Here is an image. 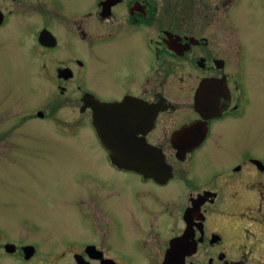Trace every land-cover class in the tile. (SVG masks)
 Returning <instances> with one entry per match:
<instances>
[{
  "label": "flooded vegetation",
  "instance_id": "obj_1",
  "mask_svg": "<svg viewBox=\"0 0 264 264\" xmlns=\"http://www.w3.org/2000/svg\"><path fill=\"white\" fill-rule=\"evenodd\" d=\"M46 3L51 18L60 19L56 4ZM237 3L90 0L80 13H68L71 39L102 37L130 49L138 74L111 96L85 83L80 56L54 59L61 63H54L52 76L74 79L77 117L85 114L78 126L90 127L102 162L137 181L97 185L90 195L97 220L83 214L93 236L58 239L59 248L44 254L33 239L5 237L0 264H264V155L237 145L247 100L239 77L242 43L229 19ZM5 13L0 6V26ZM39 29L37 46L46 48L50 67L49 49L59 44L60 33L47 23ZM71 58V65L65 63ZM48 87L52 92L50 78ZM56 87L67 91L62 82ZM211 135V149L204 151ZM202 153L221 156L196 160ZM131 156L139 167H131ZM175 184L180 192L172 195Z\"/></svg>",
  "mask_w": 264,
  "mask_h": 264
},
{
  "label": "rangeland",
  "instance_id": "obj_2",
  "mask_svg": "<svg viewBox=\"0 0 264 264\" xmlns=\"http://www.w3.org/2000/svg\"><path fill=\"white\" fill-rule=\"evenodd\" d=\"M51 1L60 9V19L46 12L50 4L46 0H0L7 11L0 26V242L5 237L33 239L40 244L39 254L47 249L56 251L58 239L94 235L83 214L90 222L91 218L97 220L98 211L90 195L98 184L116 178L137 181L132 175L116 174L102 162L90 127L86 122L78 126L80 116L84 119L85 114L77 117L79 100L74 79L53 81L52 76L54 63H61L54 59L80 56L85 83L100 95L111 96L138 74L130 49L102 37L71 39L68 13H80L81 6L90 0ZM229 19L242 43L239 77L247 94L238 120L241 137L237 145L264 155L263 0H238ZM46 23L53 25L61 37L59 44L49 49L50 67L46 65V48L38 47L35 39ZM65 63L71 65L72 58ZM58 82L67 85L65 94L57 92ZM38 110L44 114L40 116ZM211 138L204 151L211 149ZM201 156L204 160L221 155L202 153L196 160ZM169 192L176 195L180 187L175 184ZM79 194L82 203L77 201ZM121 200L125 208V193ZM106 206L112 207L109 203ZM133 207L138 208L135 199Z\"/></svg>",
  "mask_w": 264,
  "mask_h": 264
},
{
  "label": "water",
  "instance_id": "obj_3",
  "mask_svg": "<svg viewBox=\"0 0 264 264\" xmlns=\"http://www.w3.org/2000/svg\"><path fill=\"white\" fill-rule=\"evenodd\" d=\"M42 40L44 41L45 39H42ZM85 103H88V104L91 105L92 104V101L91 100H85ZM102 135L104 136V137L102 136L104 140H106V139H108L110 137V133H108L107 131L106 132H103ZM133 153H135V151H132L131 152V155ZM136 155H139V152H136ZM131 157H132V160H134V165H135V166H131V167H139L138 158L135 157V156H131Z\"/></svg>",
  "mask_w": 264,
  "mask_h": 264
}]
</instances>
